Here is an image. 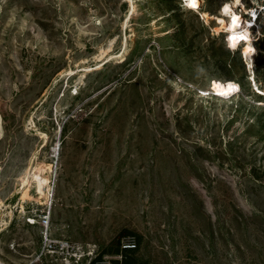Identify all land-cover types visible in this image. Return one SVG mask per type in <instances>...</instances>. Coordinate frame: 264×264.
<instances>
[{"label": "rangeland", "instance_id": "374dc122", "mask_svg": "<svg viewBox=\"0 0 264 264\" xmlns=\"http://www.w3.org/2000/svg\"><path fill=\"white\" fill-rule=\"evenodd\" d=\"M226 1L136 0L124 60L61 78L121 50L130 4L0 0V264H264V21L249 66L201 15Z\"/></svg>", "mask_w": 264, "mask_h": 264}, {"label": "bare ground", "instance_id": "6f19581e", "mask_svg": "<svg viewBox=\"0 0 264 264\" xmlns=\"http://www.w3.org/2000/svg\"><path fill=\"white\" fill-rule=\"evenodd\" d=\"M130 4L129 6V12L126 17L125 22L123 23V31L125 33V38L123 40L122 48L117 54H111L112 48L103 50L100 55L98 56V62L95 67L93 68H85L81 69L78 72H73V70L69 71H63L60 73L61 78L72 76L77 73H86L92 70L101 69L107 64L126 57L128 54V37H127V30L129 27V24L131 23V20L135 16L137 12V6H136V0H126ZM201 0H196V7L193 8L188 4L189 10L197 9L199 6H201ZM243 7V10L247 11L248 14L254 13L253 7L247 8V6L244 4L242 0H240L239 3L236 2V0H230L226 1L219 10L218 15L211 14L208 11H204L201 13L203 18L206 20L207 23L210 21H216V27L214 31L217 34H226L227 40L226 45L228 49L230 50H236L239 47H241L242 51V57L245 59L247 64L251 66L255 61V54L257 51L256 45L254 43L253 37H252V27H254V24L251 23V20L245 19L244 16L238 12L236 9ZM234 17H238L237 20L234 21ZM109 56V57H108ZM105 57V58H104ZM85 78V75L82 76ZM228 85H232L233 88L229 89ZM210 90L213 91L217 96H219L221 99H230L232 96L236 95L238 92V86L237 83L231 81V80H222V79H212L210 81ZM263 95V94H262ZM1 120V116H0ZM33 124V121H32ZM33 128H36L33 125ZM42 136V139L45 141V143L48 140V136L46 133L42 132L40 133ZM59 148H55L54 152L59 155ZM48 173H53V165L52 164H42L40 166L35 167L33 171L32 178L37 184V191L40 195L41 199L46 196V201H49V195L52 190V182L50 177L47 175ZM22 200H31L32 196L30 195V181L24 180L23 187H22ZM3 202L0 200V208L2 207ZM35 221H32V224H35Z\"/></svg>", "mask_w": 264, "mask_h": 264}, {"label": "built area", "instance_id": "2783aa9c", "mask_svg": "<svg viewBox=\"0 0 264 264\" xmlns=\"http://www.w3.org/2000/svg\"><path fill=\"white\" fill-rule=\"evenodd\" d=\"M201 1H203V0H201ZM180 3H181L182 8H185L187 10L189 9V6H188L186 0H180ZM201 4H202V2H201ZM236 10L238 12H240L244 16L245 19L251 20V23L254 24V27H252V32L255 31L256 29H259V22L264 21V2L253 7L254 13H251V14H248V12L243 10L242 8H237ZM226 40H227V38H226ZM212 94L217 96L213 91H212ZM76 95H77V93H76ZM217 97H219V96H217ZM48 224H49V216H44V218L42 220V225L46 227ZM123 239L124 240H122V247L124 249H133L134 247H136L134 240L131 237L123 238ZM45 240H46V242H45L46 245L48 244V246L51 250H56V248H58V247H56L55 243L52 240H49L47 237L45 238ZM66 245H68V244H66ZM61 247L63 249H65L64 246L61 245Z\"/></svg>", "mask_w": 264, "mask_h": 264}, {"label": "snow or ice", "instance_id": "6c2138e0", "mask_svg": "<svg viewBox=\"0 0 264 264\" xmlns=\"http://www.w3.org/2000/svg\"><path fill=\"white\" fill-rule=\"evenodd\" d=\"M186 2L189 3V5H190L191 7H193V8L196 7V0H186ZM236 2L239 3L240 0H236ZM237 19H238V17H234V21L237 20ZM228 87H229V89H232V88H233L232 85H228Z\"/></svg>", "mask_w": 264, "mask_h": 264}, {"label": "trees", "instance_id": "16d2710c", "mask_svg": "<svg viewBox=\"0 0 264 264\" xmlns=\"http://www.w3.org/2000/svg\"><path fill=\"white\" fill-rule=\"evenodd\" d=\"M126 233V232H125Z\"/></svg>", "mask_w": 264, "mask_h": 264}]
</instances>
